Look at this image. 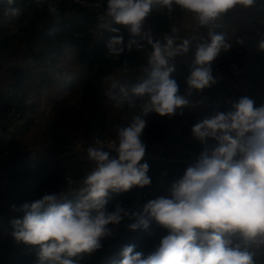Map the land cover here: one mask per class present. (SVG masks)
Here are the masks:
<instances>
[{
	"label": "clouds",
	"instance_id": "1",
	"mask_svg": "<svg viewBox=\"0 0 264 264\" xmlns=\"http://www.w3.org/2000/svg\"><path fill=\"white\" fill-rule=\"evenodd\" d=\"M174 4L192 14L199 28L207 29L206 35L183 38L173 26L170 34L157 38L144 30L154 7H167L171 12ZM257 4L258 0H107L97 24V38H103V31H107L111 33L105 39L110 56L118 59L126 49L135 47L145 51L147 62L140 67L144 74L141 82L129 84L115 75L104 77L106 95L116 108L132 105L139 98L141 114L117 127L118 141L108 144L115 156L104 150L100 139L88 147L87 159L94 167L80 179L74 201L45 194L21 206L24 215L11 221L12 235L37 247L40 264H79L74 257L98 249L100 238L110 234L107 225L119 224L121 213L128 215L119 205L107 212L105 205L109 191L123 192L151 182L149 165L140 163L145 156L140 136L147 124L142 115L151 111L175 115L190 105L187 97L192 89L203 90L216 83L211 62L232 46L225 32L216 29L223 28L224 17L230 12ZM13 5L14 0H7L6 22L21 15L22 9ZM259 6L264 9V3ZM49 11L56 9L50 5ZM117 25L128 32L127 41ZM193 45L188 89L181 95L177 82L170 78L174 71L171 61L188 53ZM258 47L264 50V35ZM124 65L127 71V61ZM192 133L201 142L211 138L215 144L205 147L182 178L172 184V198L150 200L143 209L169 234L146 257L134 253V245L126 246L119 264H255V253L249 248H264V105L255 107L252 99L241 97L230 111H218L197 122ZM72 183L70 180L69 186ZM141 225L148 226L142 215L129 227Z\"/></svg>",
	"mask_w": 264,
	"mask_h": 264
},
{
	"label": "trees",
	"instance_id": "2",
	"mask_svg": "<svg viewBox=\"0 0 264 264\" xmlns=\"http://www.w3.org/2000/svg\"><path fill=\"white\" fill-rule=\"evenodd\" d=\"M82 1L107 4V0ZM262 3L264 0H258L253 8H240L224 17L223 28L216 31L225 32L232 46L227 51L222 50L211 62L213 65L226 69L231 60L242 63L239 55L234 54L246 51L249 41L264 30V15L255 13ZM50 5L56 12L49 11ZM13 6L22 9L21 15L6 22L3 13L7 0H0V121L12 112L17 114L10 141L0 152L4 156V171L8 173L7 187L0 188V264H40L37 247L17 241L12 235L11 221L23 218V204L34 202L45 194H57L65 187L64 171L69 165L72 187L76 189L85 171L94 167L87 159L88 147L94 146L96 139H118L117 127L126 126L134 115L141 114L139 98L132 105L125 103L116 108L106 95L108 86L103 78L115 75L129 84L141 82L144 74L140 67L146 64L147 57L144 50L135 47L131 51L126 49L118 59L110 56L105 39L111 33L103 31L104 38L96 39L89 31L97 23L91 18L93 8L76 0H14ZM173 26L183 38L207 33V29L199 28L192 14L175 4L171 12L167 7H154L145 20L144 30L162 38L171 33ZM117 27L127 41L126 29ZM194 51L193 45L185 55L193 57ZM183 56L171 61L174 71L170 74L181 95L187 91L186 78L189 76L186 63L180 60ZM124 61H127V71L123 70ZM203 93L204 89H194L190 105L178 109L175 115L162 116L155 111L142 115L147 124L141 141L148 144L166 141L179 126L182 129L204 119L208 105L196 103L201 101ZM85 101L89 102V110L82 149L74 151L67 129L82 114ZM0 127L4 129L5 126L0 124ZM104 150L116 155L107 148ZM70 152L75 155L71 161ZM59 155L64 156L59 158ZM140 188L133 186L123 192L111 191L105 208L112 212L119 205L128 212L126 216L121 213L123 218L119 224L137 222L142 215L148 220L147 228L143 225L131 228L124 237H111L109 242L101 237L98 249L74 257L79 264H101L105 259L103 264H119L126 246L134 245V253L141 252L145 257L159 247L169 230L144 211L137 210L138 206H133L135 193ZM249 250L255 253V264H264V250L255 247Z\"/></svg>",
	"mask_w": 264,
	"mask_h": 264
},
{
	"label": "built area",
	"instance_id": "3",
	"mask_svg": "<svg viewBox=\"0 0 264 264\" xmlns=\"http://www.w3.org/2000/svg\"><path fill=\"white\" fill-rule=\"evenodd\" d=\"M79 3H82L88 7L91 8H100L103 11V14L106 11V5L101 4L99 2H89V1H82V0H76ZM257 10H261L264 12V9H261L260 6H258ZM97 22L96 24L92 25L89 28V31L93 33L94 37L97 38V24L98 20H95ZM262 35H264V30L260 32L256 39V53L264 56V50H260L258 47L259 40L261 39ZM103 38H104V32H103ZM103 38H100L103 39ZM250 52L248 49L246 51H237L234 56L239 55V60H242L244 58H247L249 56ZM192 59L193 57L189 55H184L183 57L180 58L182 62L185 63H190L192 64ZM211 70H212V75L222 77L224 79H227L231 87L236 90L237 92L241 93L244 97H248L254 101H258L264 97V78H257L253 79L249 76H247L242 69V64L241 62H237L234 60H231L227 64V68L223 69L221 67L215 66L211 63ZM200 100L204 102L205 104L208 105V112L205 116L209 117L215 112H221L220 106L218 104V101L216 99V96L213 92L212 86L210 85L209 87L204 89V93L200 96ZM82 115V114H81ZM79 116L67 129V133L71 137L72 145L71 148L72 150H81L82 142H83V133L85 130V123L81 124V117ZM16 117L17 114L16 112H12L11 114L4 116L2 120L0 121L1 125H4V129L0 127V152L1 148L10 141L11 134L14 131V127L16 124ZM104 142V148H107L108 150L115 152L114 149H110L108 147V144L110 142H117L118 139H113V140H101ZM145 145V156L142 158V160H154V161H160V162H166V163H172L173 165L177 167H184V166H190L191 164L196 161L198 158L199 154L203 151H194L192 149H187L186 153L183 155H172L169 153V151L166 149V141H159V142H153V143H144ZM215 144V141L212 140L211 138L208 139V144L207 147L211 148ZM95 146V142H94ZM6 154V153H4ZM69 155V160H73L75 158V155L72 154L71 152L68 153ZM64 155H59V158H62ZM91 169H87L85 171V174L90 171ZM150 178V184L145 185L142 188H140L136 193H135V199L133 201V206H138L143 204V208L141 212H143L144 205L149 202L150 199V194L155 185L158 183L157 178L148 176ZM73 181L72 178V167L69 165L65 168L64 171V182H65V187L61 188L57 192V196H61L64 198V200H68L70 198H77L75 194V188L72 187L73 183L71 186H69V182ZM8 185V173L6 171H3L0 174V188L4 189ZM172 186V185H170ZM164 198H172V193H171V188L167 190V192L162 196ZM111 198V191H109V195L107 197V200ZM160 198V197H159ZM132 223L136 222H123L122 224L119 225H112L108 229L110 230V234L105 235L102 237V239L105 242H108L111 237L115 238H122L125 236V234L130 231L129 225ZM106 260V259H105ZM101 262L103 264L105 262Z\"/></svg>",
	"mask_w": 264,
	"mask_h": 264
},
{
	"label": "crops",
	"instance_id": "4",
	"mask_svg": "<svg viewBox=\"0 0 264 264\" xmlns=\"http://www.w3.org/2000/svg\"><path fill=\"white\" fill-rule=\"evenodd\" d=\"M100 12V13H99ZM94 13H98L94 16ZM103 11L100 8H93L91 11V18L100 21L103 17ZM95 22V21H94ZM251 40L248 43L247 49L250 52L247 58L242 61L243 72L253 78H264V56H258L255 50L250 49ZM187 72L190 75L191 64L186 63ZM216 83L211 84L213 92L216 96L218 104L220 106L221 112L230 111L232 104L238 102L241 97H244L241 93L237 92L231 87L230 82L222 77L214 76ZM254 101V100H253ZM264 105V97L258 101H254V106L259 107ZM195 124H190L184 128H178L179 130L169 139L166 140V149L172 155H183L186 153L187 149L202 148L203 150L207 147L208 141L206 143L201 142L192 133V127ZM209 148V147H208ZM147 163L149 165V170L147 172L148 176L155 177L158 183L155 185L150 194V199L154 200L162 197L168 189L171 188L170 185L178 181L184 175L186 169L189 166L177 167L172 163L154 161V160H141L140 163ZM195 162V161H194ZM4 171L3 163L0 166V174ZM142 205H138L137 210L141 211Z\"/></svg>",
	"mask_w": 264,
	"mask_h": 264
},
{
	"label": "water",
	"instance_id": "5",
	"mask_svg": "<svg viewBox=\"0 0 264 264\" xmlns=\"http://www.w3.org/2000/svg\"><path fill=\"white\" fill-rule=\"evenodd\" d=\"M255 13L258 14L259 16H263V15H264V12L261 11V10H255ZM255 48H256V39H255V38H252V39H251V43H250V49H251V50H255ZM186 85H187V83H186ZM187 89H188V85H187ZM193 90H194V89L191 90V95H189V96L187 97V98L189 99V101H191V99H192ZM179 128H180V126H179ZM178 131H179V130H177V132H178ZM3 159H4V156L0 153V166H1L2 163H3ZM262 250H264V248H262Z\"/></svg>",
	"mask_w": 264,
	"mask_h": 264
},
{
	"label": "rangeland",
	"instance_id": "6",
	"mask_svg": "<svg viewBox=\"0 0 264 264\" xmlns=\"http://www.w3.org/2000/svg\"><path fill=\"white\" fill-rule=\"evenodd\" d=\"M83 110H82V117H81V124H84L85 122H86V113L88 112V110H89V102L87 101H85L84 103H83ZM76 198H70V199H68V200H75ZM67 201V200H66ZM111 239V238H110ZM109 239V240H110ZM109 242V241H108ZM114 245V244H113Z\"/></svg>",
	"mask_w": 264,
	"mask_h": 264
},
{
	"label": "bare ground",
	"instance_id": "7",
	"mask_svg": "<svg viewBox=\"0 0 264 264\" xmlns=\"http://www.w3.org/2000/svg\"><path fill=\"white\" fill-rule=\"evenodd\" d=\"M100 13V12H99ZM98 13H94V16L96 17Z\"/></svg>",
	"mask_w": 264,
	"mask_h": 264
}]
</instances>
